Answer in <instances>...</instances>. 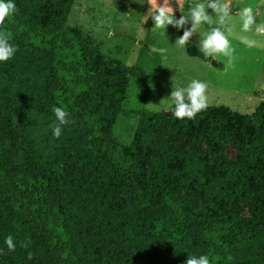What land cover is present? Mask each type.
<instances>
[{
  "label": "trees",
  "instance_id": "1",
  "mask_svg": "<svg viewBox=\"0 0 264 264\" xmlns=\"http://www.w3.org/2000/svg\"><path fill=\"white\" fill-rule=\"evenodd\" d=\"M15 3L0 21L17 48L0 62V264H264V101L192 119L127 110L126 65L67 25L76 0ZM53 105L69 113L60 137ZM120 115L137 120L128 146Z\"/></svg>",
  "mask_w": 264,
  "mask_h": 264
},
{
  "label": "rangeland",
  "instance_id": "2",
  "mask_svg": "<svg viewBox=\"0 0 264 264\" xmlns=\"http://www.w3.org/2000/svg\"><path fill=\"white\" fill-rule=\"evenodd\" d=\"M226 2L234 17L230 36L234 48L231 65L222 55L209 62L189 56L186 46L174 44L182 35V29L169 25L163 36L153 32L151 18L143 23L149 5L132 0H77L67 25L90 33L106 56L126 65L130 78L124 101L127 110L166 111L165 106H172L171 97L167 96L173 90L174 82L186 85L196 78L208 84L207 105H225L242 114H251L264 101V36L241 30L239 10L245 4L252 5L256 18L264 22V0ZM179 3L182 10L187 11L188 0H179ZM208 11L212 12L211 9ZM175 15L179 18L183 14L177 8ZM185 27L190 28V22ZM245 38L256 42L248 46L242 42ZM198 39V33L191 37L194 42ZM136 124V119L120 115L113 130L115 138L124 145H130ZM173 143L175 147L188 149L179 139ZM202 147L205 148L204 145ZM226 155L233 162L240 161L239 154L231 146L226 147ZM234 213L249 216L248 209L242 204L236 206Z\"/></svg>",
  "mask_w": 264,
  "mask_h": 264
},
{
  "label": "clouds",
  "instance_id": "3",
  "mask_svg": "<svg viewBox=\"0 0 264 264\" xmlns=\"http://www.w3.org/2000/svg\"><path fill=\"white\" fill-rule=\"evenodd\" d=\"M141 5L147 4L149 7L144 13L145 23L149 18L153 21L151 30L160 36L167 33L168 26L171 25L177 30L183 29V34L178 36L174 44L184 47L188 43L195 44L202 53L203 58H215L222 55L228 58V65H231L234 48L232 47L230 36L233 32L234 17L232 9L226 0H188L187 11L182 10L179 0H132ZM183 14L176 17V9ZM211 9L210 13L208 10ZM17 11L15 0H0V21L10 18ZM190 22L191 27L185 25ZM239 23L243 32H252L256 36H264V22L256 18L252 5L245 4L239 10ZM194 33L199 34L198 42L191 41ZM242 42L252 46L255 40L243 39ZM17 48L9 42V35L5 31H0V62L9 61L16 54ZM207 82L193 78L186 85L173 84L170 95L171 107L166 108V112L171 111V115L177 119H192L197 113L207 107ZM160 103V102H159ZM156 103V104H159ZM56 120L51 126L52 135L60 137L62 126L69 123V113L61 106H52ZM4 244L8 250H14L16 243L11 234L4 238ZM184 264H212L206 254L192 255L187 257Z\"/></svg>",
  "mask_w": 264,
  "mask_h": 264
},
{
  "label": "water",
  "instance_id": "4",
  "mask_svg": "<svg viewBox=\"0 0 264 264\" xmlns=\"http://www.w3.org/2000/svg\"><path fill=\"white\" fill-rule=\"evenodd\" d=\"M179 15V13H178ZM213 62V65H217L216 61H212ZM168 114L170 113L169 111L167 112Z\"/></svg>",
  "mask_w": 264,
  "mask_h": 264
},
{
  "label": "crops",
  "instance_id": "5",
  "mask_svg": "<svg viewBox=\"0 0 264 264\" xmlns=\"http://www.w3.org/2000/svg\"><path fill=\"white\" fill-rule=\"evenodd\" d=\"M77 1V0H76Z\"/></svg>",
  "mask_w": 264,
  "mask_h": 264
}]
</instances>
